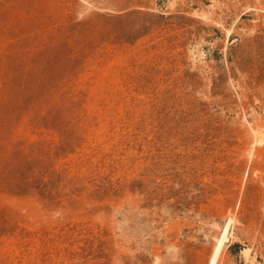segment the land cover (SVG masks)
I'll use <instances>...</instances> for the list:
<instances>
[{
  "label": "rangeland",
  "instance_id": "1",
  "mask_svg": "<svg viewBox=\"0 0 264 264\" xmlns=\"http://www.w3.org/2000/svg\"><path fill=\"white\" fill-rule=\"evenodd\" d=\"M219 240L264 264V0H0V264Z\"/></svg>",
  "mask_w": 264,
  "mask_h": 264
},
{
  "label": "bare ground",
  "instance_id": "2",
  "mask_svg": "<svg viewBox=\"0 0 264 264\" xmlns=\"http://www.w3.org/2000/svg\"><path fill=\"white\" fill-rule=\"evenodd\" d=\"M226 230H227V229L225 228L224 233H225ZM224 233H223V235H224ZM222 237H223V236H222ZM221 239H222V238H221ZM223 239H224V238H223ZM221 243H222V241L219 240V243H218L217 247L215 248L216 250H215L214 255L212 256V258L210 259L209 264H214V263H215V259H216L217 253H218V251H219V249H220Z\"/></svg>",
  "mask_w": 264,
  "mask_h": 264
}]
</instances>
